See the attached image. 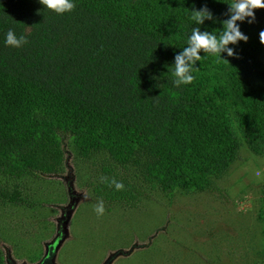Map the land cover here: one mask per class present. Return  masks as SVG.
<instances>
[{
  "label": "trees",
  "instance_id": "16d2710c",
  "mask_svg": "<svg viewBox=\"0 0 264 264\" xmlns=\"http://www.w3.org/2000/svg\"><path fill=\"white\" fill-rule=\"evenodd\" d=\"M74 2L57 14L39 0H0V211L35 205L24 184L61 174L68 140L81 158L107 162L97 198L130 206L153 190L218 189L243 145L264 160V8L237 22L249 37L229 45L237 57L201 50L195 79L177 87L174 55L193 27L219 32L231 0ZM205 7L213 19L197 25L191 10ZM10 28L27 42L6 45ZM262 202L264 218V187Z\"/></svg>",
  "mask_w": 264,
  "mask_h": 264
},
{
  "label": "rangeland",
  "instance_id": "374dc122",
  "mask_svg": "<svg viewBox=\"0 0 264 264\" xmlns=\"http://www.w3.org/2000/svg\"><path fill=\"white\" fill-rule=\"evenodd\" d=\"M64 149L61 174L24 184L33 207L1 209L2 264L38 263L60 222L66 233L55 264H264V160H254L247 145L231 173L215 179L218 189L153 190L133 206L97 198L93 188L108 173L101 156L81 158L69 140ZM100 201L103 215L94 210Z\"/></svg>",
  "mask_w": 264,
  "mask_h": 264
},
{
  "label": "clouds",
  "instance_id": "9594fccd",
  "mask_svg": "<svg viewBox=\"0 0 264 264\" xmlns=\"http://www.w3.org/2000/svg\"><path fill=\"white\" fill-rule=\"evenodd\" d=\"M47 10H52L57 14L71 12L75 7L74 0H39ZM228 19L222 21V29L219 32L202 31L200 27H193L191 34L187 37L186 46L182 51L174 55V62L169 65L168 71H171L173 84L177 87L190 84L195 79L193 74L197 62L202 59L201 50L204 54H217L223 58L227 53L228 57H237L234 47L240 41L247 42L249 37L241 31L240 24L237 22H247L249 24L255 21V9L264 8V0H231L228 3ZM192 20L197 25H203L205 20H212L213 14L206 7L200 10H191ZM260 42L264 44V30L259 33ZM27 42L24 35L17 36L14 29H9L5 36V43L9 46L20 47ZM229 62V61H228ZM116 190H122L124 184L120 181L111 182ZM97 215H103L105 208L103 201L98 202L94 208Z\"/></svg>",
  "mask_w": 264,
  "mask_h": 264
},
{
  "label": "flooded vegetation",
  "instance_id": "af4514ba",
  "mask_svg": "<svg viewBox=\"0 0 264 264\" xmlns=\"http://www.w3.org/2000/svg\"><path fill=\"white\" fill-rule=\"evenodd\" d=\"M65 213V212H64ZM66 218H69L68 216H66V214H65V217H64V219H62V220H65ZM66 223V222H65ZM69 224H70V222H69ZM68 224V225H69ZM66 231V227H65V224H64V222H63V224H61V222L59 223V227H58V233H57V235H56V239H55V241L53 242V243H51V244H48V246H47V248H46V250L44 251V248H43V253H42V257L38 260V261H36V262H38V263H36V264H55V257L57 256V253H58V251H57V247H59L60 246V243L62 242V240L64 239V237H65V232ZM58 241H60V243L58 244ZM65 241H63V243H64ZM56 243V244H55ZM62 243V244H63ZM61 244V245H62ZM35 262H31V264H34ZM5 264H14L13 262H6Z\"/></svg>",
  "mask_w": 264,
  "mask_h": 264
},
{
  "label": "crops",
  "instance_id": "0c3cea01",
  "mask_svg": "<svg viewBox=\"0 0 264 264\" xmlns=\"http://www.w3.org/2000/svg\"><path fill=\"white\" fill-rule=\"evenodd\" d=\"M263 230H264V225H263V229H261V232H262V234H263V236H264V232H263ZM262 244L264 245V238H263ZM262 251H264V250H262ZM262 251H260V252H262ZM258 252H259V251H258Z\"/></svg>",
  "mask_w": 264,
  "mask_h": 264
},
{
  "label": "built area",
  "instance_id": "2783aa9c",
  "mask_svg": "<svg viewBox=\"0 0 264 264\" xmlns=\"http://www.w3.org/2000/svg\"><path fill=\"white\" fill-rule=\"evenodd\" d=\"M264 171V167L261 168ZM264 175V174H263Z\"/></svg>",
  "mask_w": 264,
  "mask_h": 264
},
{
  "label": "water",
  "instance_id": "95a60500",
  "mask_svg": "<svg viewBox=\"0 0 264 264\" xmlns=\"http://www.w3.org/2000/svg\"><path fill=\"white\" fill-rule=\"evenodd\" d=\"M69 217V216H68ZM56 242V241H55ZM60 243V241H58V244ZM56 244V243H55Z\"/></svg>",
  "mask_w": 264,
  "mask_h": 264
}]
</instances>
